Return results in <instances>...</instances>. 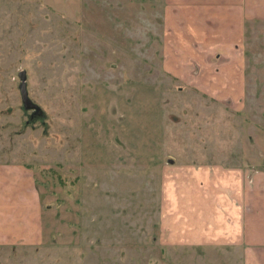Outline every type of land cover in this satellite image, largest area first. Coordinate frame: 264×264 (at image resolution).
<instances>
[{
	"label": "rangeland",
	"instance_id": "374dc122",
	"mask_svg": "<svg viewBox=\"0 0 264 264\" xmlns=\"http://www.w3.org/2000/svg\"><path fill=\"white\" fill-rule=\"evenodd\" d=\"M162 6L0 0V162L30 169L41 201L40 240L0 243V264H241L181 240L185 171H264V127L176 76Z\"/></svg>",
	"mask_w": 264,
	"mask_h": 264
},
{
	"label": "crops",
	"instance_id": "0c3cea01",
	"mask_svg": "<svg viewBox=\"0 0 264 264\" xmlns=\"http://www.w3.org/2000/svg\"><path fill=\"white\" fill-rule=\"evenodd\" d=\"M153 1L163 3L161 12L179 25L176 76L199 83L264 127V0ZM205 169L185 171L192 196L202 200L184 201L192 224H185L181 240L228 246L241 264H264V171ZM209 195L213 201L206 204ZM40 204L32 171L0 162V243L40 240Z\"/></svg>",
	"mask_w": 264,
	"mask_h": 264
},
{
	"label": "water",
	"instance_id": "95a60500",
	"mask_svg": "<svg viewBox=\"0 0 264 264\" xmlns=\"http://www.w3.org/2000/svg\"><path fill=\"white\" fill-rule=\"evenodd\" d=\"M19 77H20V85H19V89H20V95H21V100H22V103L25 107H28V108H35L37 109V105L33 104L31 102V100L29 99L28 95H27V91H26V88H25V72L24 71H20L19 72Z\"/></svg>",
	"mask_w": 264,
	"mask_h": 264
}]
</instances>
